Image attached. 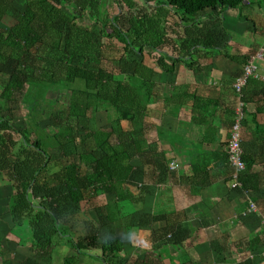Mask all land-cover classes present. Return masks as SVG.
<instances>
[{
    "label": "trees",
    "instance_id": "16d2710c",
    "mask_svg": "<svg viewBox=\"0 0 264 264\" xmlns=\"http://www.w3.org/2000/svg\"><path fill=\"white\" fill-rule=\"evenodd\" d=\"M114 1L116 15L104 13L96 0L79 10L72 0H0V23L13 20L9 28L0 27V75L7 78L0 81V180L16 190L9 216L14 226L30 228L37 264L52 260L64 244L79 254L66 257L64 264H79L88 252L103 264H166L164 254L156 252L125 260L122 237L106 236L86 223V230L76 235L71 222L82 213V204L93 207L106 192L120 197L130 189V125L144 117L155 87V71L144 59L150 49V59L161 67L155 53L167 44L170 17L177 16L176 25L186 29V38L180 37L188 51L200 44L210 47L196 40L205 33L197 19L208 10L238 8L244 2ZM87 20L93 28L82 24ZM132 53L141 59L128 61ZM51 90L70 94L68 116L78 128L61 125L52 134L43 129L41 123L54 118ZM3 101L27 109L25 127H15L18 112L3 107ZM99 112L107 114L111 129L88 127L91 114ZM88 140L95 148L83 153L79 147ZM58 151L60 168L51 171L52 155ZM62 202L69 206V223Z\"/></svg>",
    "mask_w": 264,
    "mask_h": 264
},
{
    "label": "crops",
    "instance_id": "0c3cea01",
    "mask_svg": "<svg viewBox=\"0 0 264 264\" xmlns=\"http://www.w3.org/2000/svg\"><path fill=\"white\" fill-rule=\"evenodd\" d=\"M177 21L172 16L165 24L167 44L155 53L161 67L150 59V49L144 59L155 71V87L144 117L130 125V189L120 197L106 192L93 207L82 204L77 220L106 236L122 237L125 260L156 252L164 254L166 264H264L260 59L254 63L261 78L252 79L245 90L243 190L231 189L228 161L237 102L233 85L249 59L264 48V0H244L238 8L212 9L200 16L196 23L205 33L196 40L210 47L200 44L188 51L180 37L186 29ZM0 187V264H37L30 228H15L9 216L16 190L7 180H0ZM250 201L258 212H247ZM94 257L88 252L79 264H92ZM45 262L53 264V257Z\"/></svg>",
    "mask_w": 264,
    "mask_h": 264
},
{
    "label": "rangeland",
    "instance_id": "374dc122",
    "mask_svg": "<svg viewBox=\"0 0 264 264\" xmlns=\"http://www.w3.org/2000/svg\"><path fill=\"white\" fill-rule=\"evenodd\" d=\"M88 1V0H72V5L73 7H77V9L79 10L80 8H82L83 4ZM100 3V7L103 10L104 13L106 14H110V15H116L119 12V7L117 6L116 2L114 0H96ZM143 4L144 2L141 1ZM68 12V10H66ZM82 22V21H81ZM13 23V20L11 19H6V21L4 23H0V27L2 28H9L10 25ZM82 24L86 27L89 28H93L94 24L93 22H90L89 20L82 22ZM107 41V40H106ZM108 43V41H107ZM140 59V56L137 55L136 53H132L127 55V60L133 62V60ZM6 76L4 75H0V81H4L6 80ZM78 87H81L80 84L76 85ZM48 98L51 100L56 101L55 107H54V118L53 119H48L46 121H44L43 123H41V126L43 127V129H45L48 133H54L56 129H58V127H60L61 125L64 126H73L76 128H78L77 125V121L75 118H69V113H68V107L70 104V94L67 92H60V91H50L48 93ZM19 99V97H18ZM3 107H10L13 108L14 110H16L18 112V116L14 122L15 127L17 128H23L27 125V120L25 119V116L27 115V109L25 107L22 106L21 103L18 102H11V103H7L6 101L2 102ZM88 121V120H87ZM85 123V122H84ZM89 124V128L91 130H100V129H111V127H113L112 124L109 123L108 120V116L105 112H99L97 114H94L90 116L89 121L87 122ZM115 126V125H114ZM117 132V131H116ZM119 132V129H118ZM114 142L117 140V137L114 136L113 137ZM95 148V144L93 140H88L87 143L85 145H82L79 147L80 151L85 153V152H90L92 150H94ZM59 151L57 153H54L53 156V162H51V171L53 170H57L58 168H60V164L58 159L60 158L59 155ZM10 186L12 189V183L10 182ZM1 188V187H0ZM6 188V186H5ZM38 202V201H36ZM65 206L66 212H65V218L67 220V222L69 223V219H71V217L69 216V206L66 204V202H62ZM74 215V214H73ZM78 218L74 217V220H70L72 221L71 223L74 225V227H76L78 229V231L76 232V235H79V231H81V233L84 232L83 230V225L82 222L83 221H79L76 220ZM72 225V226H73ZM17 229H23L22 231H25L26 226H24L23 228L20 227H16ZM20 230H18V232L20 233ZM11 233V231H10ZM14 234V232H13ZM25 235V234H24ZM27 235H25L26 237ZM66 241V240H65ZM70 248V247H69ZM68 247L64 245L59 246L55 252L53 253V264H62L63 260L65 257H69V256H73L75 254V252H72L71 249H69ZM99 262L97 260L96 257H94L92 259V264H95V262ZM101 263V262H100ZM41 264H50L49 262H41ZM99 264V263H97Z\"/></svg>",
    "mask_w": 264,
    "mask_h": 264
},
{
    "label": "built area",
    "instance_id": "2783aa9c",
    "mask_svg": "<svg viewBox=\"0 0 264 264\" xmlns=\"http://www.w3.org/2000/svg\"><path fill=\"white\" fill-rule=\"evenodd\" d=\"M256 59L264 61V48H261L249 59V61L244 65L242 74L235 79L233 85L237 97V102L234 109V122L231 126L228 146V161L229 167L231 169L230 187L233 190L244 189L241 177L244 170L246 169V162L244 160V150L242 144V126L246 118L247 105L245 100V90L252 79L261 78L259 68L254 63ZM171 167L173 169H176L177 164L172 163ZM247 212H258L257 205L254 202L250 201Z\"/></svg>",
    "mask_w": 264,
    "mask_h": 264
}]
</instances>
